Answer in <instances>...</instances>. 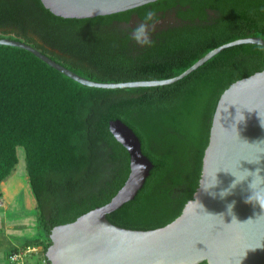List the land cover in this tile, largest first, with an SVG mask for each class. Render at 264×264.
Listing matches in <instances>:
<instances>
[{"label":"trees","instance_id":"16d2710c","mask_svg":"<svg viewBox=\"0 0 264 264\" xmlns=\"http://www.w3.org/2000/svg\"><path fill=\"white\" fill-rule=\"evenodd\" d=\"M174 9L175 22L150 30L151 46L130 39L128 21ZM151 20L148 23H151ZM248 37L264 41V0H158L126 12L64 19L40 0H0V38L31 46L96 83L176 77L208 52ZM264 69V48L228 47L172 84L105 89L82 85L32 53L0 45V184L23 151L42 259L52 228L108 203L129 174V155L109 132L119 120L153 167L132 201L106 215L147 231L177 218L201 173L212 117L234 82ZM205 264V263H204Z\"/></svg>","mask_w":264,"mask_h":264},{"label":"water","instance_id":"95a60500","mask_svg":"<svg viewBox=\"0 0 264 264\" xmlns=\"http://www.w3.org/2000/svg\"><path fill=\"white\" fill-rule=\"evenodd\" d=\"M40 1L54 16L91 19L158 0ZM242 44L264 48L262 39L248 37L208 52L170 79L96 83L25 43L0 38V45L24 49L82 85L105 89L172 84L223 49ZM108 129L129 155L128 177L108 203L51 229L44 254L47 264H264V207L249 199L252 190L264 195V69L234 82L220 95L196 191L180 215L161 228L128 230L107 221L106 215L134 199L153 167L131 129L119 120L110 121Z\"/></svg>","mask_w":264,"mask_h":264},{"label":"rangeland","instance_id":"374dc122","mask_svg":"<svg viewBox=\"0 0 264 264\" xmlns=\"http://www.w3.org/2000/svg\"><path fill=\"white\" fill-rule=\"evenodd\" d=\"M163 24L164 21L158 23V25L156 26H161ZM17 155L18 162L9 177H7L9 181L6 185L7 189H20L21 187V189L23 190L21 193L16 195V199L14 202L15 209L12 211L10 209L4 208L1 212L2 216L4 217L7 213V217L5 219L9 221L7 222V225L6 222L3 220L5 223V228L3 229L2 226L0 227V253H2V251L5 250L6 246H8V242H10L11 240H16L14 241L15 243L12 244L11 250L13 249L15 244L16 246L19 245V247L15 248L17 249V254L21 253L22 256L19 262H37L43 264L42 254L39 253V251L26 252L25 249H20L22 245L26 242V240L39 237L41 231L36 219V211L34 209L33 199L27 190L28 185L26 182V173L23 162V151L21 148H18ZM27 192L29 196L27 195ZM15 194L16 193H12V196H15Z\"/></svg>","mask_w":264,"mask_h":264},{"label":"crops","instance_id":"0c3cea01","mask_svg":"<svg viewBox=\"0 0 264 264\" xmlns=\"http://www.w3.org/2000/svg\"><path fill=\"white\" fill-rule=\"evenodd\" d=\"M8 179V178H7ZM5 179L1 184H0V227L2 226L3 229L5 228V223L8 225V221L7 219H5L7 217V213L5 214V217L2 216V210L5 209H10V210H14L15 205V199H16V195H18L19 193L22 192L23 189H7V182L9 181V179L7 180ZM7 180V181H6ZM27 182V181H26ZM25 190V189H24ZM28 192L30 193L29 189H27ZM27 192V195H28ZM12 193H16L15 196H12ZM31 195V194H30ZM29 196V195H28ZM34 204V203H33ZM17 213V212H16ZM4 220V221H3ZM14 241L16 240H11L10 242H8V246H6L5 250L2 251V253H0V264H12L9 261V256L11 254L17 253V247H19V245L13 247V249L11 250V246L13 243H15ZM21 249V248H20ZM7 259V260H6Z\"/></svg>","mask_w":264,"mask_h":264},{"label":"clouds","instance_id":"9594fccd","mask_svg":"<svg viewBox=\"0 0 264 264\" xmlns=\"http://www.w3.org/2000/svg\"><path fill=\"white\" fill-rule=\"evenodd\" d=\"M152 16H153L152 13L146 14L145 18L141 21V23L131 30V33H130L131 40L135 41L138 44H141L142 46H151L152 40L149 34V28L154 29L155 25L154 23L153 24L148 23V21L152 19ZM249 199L250 201L255 199V201L259 203L261 207H264V195L255 193L252 190V195ZM231 207L232 206L229 205V211H231Z\"/></svg>","mask_w":264,"mask_h":264},{"label":"flooded vegetation","instance_id":"af4514ba","mask_svg":"<svg viewBox=\"0 0 264 264\" xmlns=\"http://www.w3.org/2000/svg\"><path fill=\"white\" fill-rule=\"evenodd\" d=\"M175 15L176 14L174 12V9H172V10L169 9V10H166V11L158 12L156 14L157 19L154 20V21L151 20V23H150V24L154 23L155 27H154V29L153 28H149V31L150 30H152V31L156 30V28H158L159 30L165 29L169 24L175 22V20H176V18H175L176 16ZM162 21H164L163 25L156 26V25H158V23H160ZM140 23H141V20L139 19V17L136 14H132L131 17H130V20L128 21L127 26L132 28V27H136ZM202 264H204V263H202Z\"/></svg>","mask_w":264,"mask_h":264},{"label":"built area","instance_id":"2783aa9c","mask_svg":"<svg viewBox=\"0 0 264 264\" xmlns=\"http://www.w3.org/2000/svg\"><path fill=\"white\" fill-rule=\"evenodd\" d=\"M26 252H37V248H33V247H27L25 249ZM21 253L20 254H17V253H14V254H11L9 256V261L10 263L12 264H40V263H21L19 262V260L21 259ZM43 264H47V261L43 260Z\"/></svg>","mask_w":264,"mask_h":264}]
</instances>
